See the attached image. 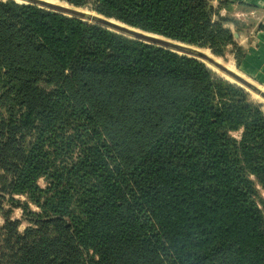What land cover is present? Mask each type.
<instances>
[{"label": "trees", "instance_id": "16d2710c", "mask_svg": "<svg viewBox=\"0 0 264 264\" xmlns=\"http://www.w3.org/2000/svg\"><path fill=\"white\" fill-rule=\"evenodd\" d=\"M15 1L0 264H264L263 104L198 59ZM52 1L218 57L233 40L210 0Z\"/></svg>", "mask_w": 264, "mask_h": 264}, {"label": "crops", "instance_id": "0c3cea01", "mask_svg": "<svg viewBox=\"0 0 264 264\" xmlns=\"http://www.w3.org/2000/svg\"><path fill=\"white\" fill-rule=\"evenodd\" d=\"M213 6L222 4L220 15L234 16L227 22L237 43L234 62L238 78L264 96V0H210ZM248 78V79H247ZM252 97L263 104L264 98L253 92Z\"/></svg>", "mask_w": 264, "mask_h": 264}, {"label": "water", "instance_id": "95a60500", "mask_svg": "<svg viewBox=\"0 0 264 264\" xmlns=\"http://www.w3.org/2000/svg\"><path fill=\"white\" fill-rule=\"evenodd\" d=\"M24 1H26V2L28 1V3L24 2L23 4L35 5V6L50 10V11L51 10L55 11L57 13H60V14H63V15L69 16V17L78 18L82 21L89 20V21H91L89 23L100 25L109 31L115 32L117 34H121V35L126 36L128 38L138 40V41H141L144 43L156 45L158 47L165 48V49L170 50L172 52L198 59L201 62L205 63L206 65H207V63H210L211 65H213L218 70H221L223 68V70H225L223 72H225L226 75L232 77L238 83L237 85L246 89L248 92H253V93H255L259 96H262L264 98V96L262 94H260V92L257 89L253 88L252 86H250L249 84H247L245 82H242V80L238 79V76L234 72L228 70L224 66L223 67L220 66L219 62L215 61L214 59H212L209 56H207L206 54H204L201 51L202 49L195 48L193 46L186 45V44H183V43H180L177 41H172L170 39L163 40L161 38L152 37V36L148 35V34H152V33L144 32L142 30L130 27L124 23H123L124 25L128 26L131 29L116 25L114 23H111L107 18L102 17V16H93V15H90L87 13L79 12L77 10L68 9L66 7H60V6H56V5H52V4H47L45 2H41V1H37V0H32V1L31 0H24ZM86 22H88V21H86ZM135 30H139L140 32L135 31ZM154 35H156V34H154ZM157 36H159V35H157ZM160 37H162V36H160ZM162 38H164V37H162Z\"/></svg>", "mask_w": 264, "mask_h": 264}, {"label": "rangeland", "instance_id": "374dc122", "mask_svg": "<svg viewBox=\"0 0 264 264\" xmlns=\"http://www.w3.org/2000/svg\"><path fill=\"white\" fill-rule=\"evenodd\" d=\"M48 1V0H47ZM43 2H46V0H44ZM61 2H63V1H61ZM63 3H65V2H63ZM49 4H53V5H60L59 3H55V2H50ZM68 6H69V8L68 7H66V8H68V9H73V10H77V11H79V12H82V13H87V14H90V15H93V16H102V15H100V14H97L95 11H93L92 9H91V7H75V6H72V5H70V4H68V3H66ZM62 6V5H61ZM64 6V5H63ZM78 9H81V10H86L87 12H83V11H80V10H78ZM102 17H104V16H102ZM106 18V17H105ZM225 19H226V23L227 22H231V20H232V22H234V20L233 19H235V17L234 16H232V17H224ZM111 19V21L112 22H116V23H118V21H116V20H114L113 18H110ZM86 20V19H85ZM86 21H88V22H91V21H89V20H86ZM149 36H153V35H151V34H149ZM156 37V36H155ZM156 38H158V37H156ZM161 39H163V40H167L166 38H162V37H160ZM195 48H197V47H195ZM236 48H237V43H236V41L233 39V40H231L229 43H226V44H224L223 45V47H222V56H214V54H212V52L209 50V49H202L201 51L202 52H204V53H208V54H210L211 56H213L214 58H216L217 60H219V64H220V66H224L225 67V62L226 63H228L230 66H232V67H234L235 68V65H234V62L232 61V60H234L235 59V51H236ZM199 49H201V48H199ZM207 65H210V64H208L207 63ZM211 66V65H210ZM213 67V66H212ZM214 68V67H213ZM215 69V68H214ZM223 71H225V70H223V68L221 69V70H217V69H215V72L218 74V75H220L222 78H224V79H226L223 75L225 74V72H223ZM223 73V74H222ZM239 79V78H238ZM227 80V79H226ZM229 81V80H228ZM242 82H244V81H242ZM41 84V86H43L44 85V83L42 82V83H40ZM252 94V93H251ZM252 95H254V94H252ZM255 96V95H254ZM256 97V96H255ZM256 98H258V97H256ZM263 102H264V100H262ZM39 184L41 185V186H43V181L42 180H40L39 181ZM2 197H3V195H2ZM262 198H264V195L262 194ZM2 212L4 213V214H6V215H8V216H10L12 219H18V220H20L21 219V211H20V209H18V208H12L5 200L4 201H2ZM3 223V220H2V218H1V216H0V225ZM25 226H26V223L25 222H21L20 223V225H19V230H24V228H25Z\"/></svg>", "mask_w": 264, "mask_h": 264}, {"label": "bare ground", "instance_id": "6f19581e", "mask_svg": "<svg viewBox=\"0 0 264 264\" xmlns=\"http://www.w3.org/2000/svg\"><path fill=\"white\" fill-rule=\"evenodd\" d=\"M15 1V0H14ZM17 1H20V2H18V3H28V1L26 2V1H24V0H17ZM17 1H15V2H17ZM32 1V0H31ZM37 1H41V2H43L44 0H37ZM50 2H55V3H59L60 5H56V6H60V7H68L69 8V6L67 5V4H63V3H60V2H57V1H52V0H46V2L45 3H47V4H49ZM53 5V4H52ZM62 5V6H61ZM64 5V6H63ZM78 10H80V11H83V12H85L86 10H81V9H78ZM111 23H114V24H116V25H119V26H123V27H126V28H129L128 26H126V25H124L123 23H121V22H119L118 21V23H116V22H112L111 21V19L110 18H107ZM115 20V19H114ZM117 21V20H116ZM129 29H131V28H129ZM135 31H138V32H140L139 30H135ZM144 33V32H143ZM146 34V33H145ZM149 35V34H148ZM151 35H153L152 37H158V38H160V36H157V35H154V34H151ZM204 53V52H203ZM204 54H206L207 56H209L210 58H212V59H214L215 61H217V62H219V60H217L216 58H214L213 56H211L210 54H208V53H204ZM208 64H210V63H208ZM211 65V64H210ZM208 66V65H207ZM211 66H213V65H211ZM214 67V66H213ZM225 67L228 69V70H230V71H232V72H236V73H239L237 70H236V68H234V67H232V66H230L228 63H226L225 62ZM215 68V67H214ZM213 68V69H214ZM215 69H217V68H215ZM214 69V70H215ZM218 70V69H217ZM219 71V70H218ZM223 74V73H222ZM223 76H225L227 79H229L230 81H232V83H235V84H238L232 77H230V76H228V75H226V74H224ZM248 79V78H247ZM259 99V98H258Z\"/></svg>", "mask_w": 264, "mask_h": 264}]
</instances>
